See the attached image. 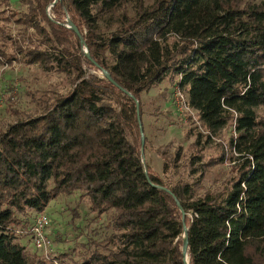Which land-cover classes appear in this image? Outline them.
<instances>
[{
	"label": "trees",
	"instance_id": "16d2710c",
	"mask_svg": "<svg viewBox=\"0 0 264 264\" xmlns=\"http://www.w3.org/2000/svg\"><path fill=\"white\" fill-rule=\"evenodd\" d=\"M18 2L0 11L18 28L0 25V63L35 65L70 88L0 130V264H51L15 229L73 192L109 230L78 264H264V0ZM165 78L207 143L232 126L235 155L213 162L228 159L233 176L218 192L165 184L128 137L135 102L140 114L141 94Z\"/></svg>",
	"mask_w": 264,
	"mask_h": 264
},
{
	"label": "rangeland",
	"instance_id": "374dc122",
	"mask_svg": "<svg viewBox=\"0 0 264 264\" xmlns=\"http://www.w3.org/2000/svg\"><path fill=\"white\" fill-rule=\"evenodd\" d=\"M23 8L18 0H0L3 15L22 11ZM1 24L16 35L18 28L12 20H0ZM5 47L10 51L9 45ZM175 83V80L165 78L141 94L140 120L136 126L132 125L128 137L138 143L143 138L142 159L165 184L195 182L198 194L204 191L218 192L233 176L232 163L228 159L223 163L213 162L220 157L221 151L227 157L235 155L227 144L229 137L234 135L232 126L225 128L219 136H211L207 143V132L200 125L195 111L191 109L181 113L176 108L173 98ZM69 88V81L64 76L44 72L35 65L15 61L11 64L0 63V130L6 129L15 119L34 113L39 102L52 99ZM183 94L186 98V93ZM196 156L201 163H205L202 171ZM164 160L167 162L166 173H162ZM194 168L197 170L192 172ZM79 195V192L60 195L45 209V230L54 251L64 255L70 264H78L87 255L88 239L101 240L109 233L104 216L94 217L88 211L87 200ZM72 210L78 214L75 219H72ZM34 216V213L30 215V222ZM23 243L28 246L27 251H36L27 238Z\"/></svg>",
	"mask_w": 264,
	"mask_h": 264
},
{
	"label": "built area",
	"instance_id": "2783aa9c",
	"mask_svg": "<svg viewBox=\"0 0 264 264\" xmlns=\"http://www.w3.org/2000/svg\"><path fill=\"white\" fill-rule=\"evenodd\" d=\"M175 106L179 112L192 111L187 104V98H185L183 92L178 86H175L173 94ZM47 226V216L45 213L36 214L33 220L25 227H18L15 229V233L27 237L38 254L51 264H65L60 263L56 258L51 240L49 239L45 230Z\"/></svg>",
	"mask_w": 264,
	"mask_h": 264
},
{
	"label": "water",
	"instance_id": "95a60500",
	"mask_svg": "<svg viewBox=\"0 0 264 264\" xmlns=\"http://www.w3.org/2000/svg\"><path fill=\"white\" fill-rule=\"evenodd\" d=\"M67 27L72 29L75 33H78L77 29L72 24H68ZM85 54H87V53H85ZM104 75L109 81H112L111 78L109 77V75L106 72H104ZM135 111H136V116L138 118V116H139V106H138L137 102H135ZM140 146H141V149H142V146H143V138L142 137H141V140H140ZM180 211L183 214V210L181 209ZM186 250H187L186 239H184V243H183V246H182V253H183V256H184L185 259L187 258Z\"/></svg>",
	"mask_w": 264,
	"mask_h": 264
},
{
	"label": "crops",
	"instance_id": "0c3cea01",
	"mask_svg": "<svg viewBox=\"0 0 264 264\" xmlns=\"http://www.w3.org/2000/svg\"><path fill=\"white\" fill-rule=\"evenodd\" d=\"M32 244V243H31ZM26 248H28V246H25ZM28 250H29V248H28Z\"/></svg>",
	"mask_w": 264,
	"mask_h": 264
}]
</instances>
